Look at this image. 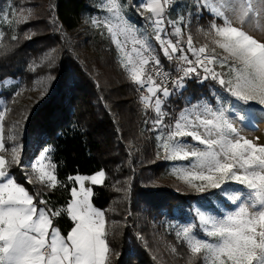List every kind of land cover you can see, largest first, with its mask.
<instances>
[{"label": "trees", "instance_id": "obj_1", "mask_svg": "<svg viewBox=\"0 0 264 264\" xmlns=\"http://www.w3.org/2000/svg\"><path fill=\"white\" fill-rule=\"evenodd\" d=\"M13 1L15 6L23 7L27 16L15 27L3 28L0 99L6 98L10 107L17 97V85L5 86L3 82L11 78L30 83L34 64L52 51H56L57 61H51L47 56L42 63L53 67L56 63L54 76L58 83L54 84L50 97L32 110L20 163L10 162L8 170L18 183L28 188L35 200H47L48 210L61 213L52 219L64 234L74 226V221L64 210L73 198L70 192L75 187L69 178L103 170L105 179L103 183L93 185L91 200L94 206L105 212L109 264H161L162 256L152 235L154 228L160 238L177 247L183 260H176L177 264H186L185 258L192 260L193 264H201L203 254L192 253L185 241L170 232L165 222L166 216L175 217L176 210L185 220L200 196L145 185V181L151 180L152 173L157 174L162 165L161 162H152L156 136L149 121L156 111L149 99L145 107L144 99L138 96L134 81L118 62V52L109 33L99 25L86 39L88 48L99 57L95 59L96 63L65 47L67 41L63 32L76 33V37L80 35V25L99 14L101 0H52L53 6L49 8L45 4L47 0ZM120 1L129 6L137 20L142 21L133 6L134 0ZM200 19L222 23V19L208 13ZM159 52L162 59L159 65L175 74L180 67L173 69L177 63L168 60L161 50ZM69 73L77 87L65 96L63 84ZM176 80L184 81L186 87L180 91L174 88L169 97L162 96V104L169 114L175 116L203 96L211 95L210 79L202 83L195 78L178 77ZM131 145L138 149L132 159L128 155ZM45 146L52 148L58 181L55 188L25 181V168ZM132 167L136 175L127 199L128 190L120 192L117 187L124 189L128 186Z\"/></svg>", "mask_w": 264, "mask_h": 264}, {"label": "snow or ice", "instance_id": "obj_2", "mask_svg": "<svg viewBox=\"0 0 264 264\" xmlns=\"http://www.w3.org/2000/svg\"><path fill=\"white\" fill-rule=\"evenodd\" d=\"M256 2L264 5V0H256ZM108 4V12L121 10L117 0H108ZM193 6L198 8L197 15L207 10L199 3V0H193ZM146 7L155 16H160L164 11L161 0H151ZM94 23L99 26L98 21ZM156 23L159 24L160 21ZM225 24L227 25V22ZM211 27L221 38L215 41L219 48L243 65L242 70H235L229 66L230 70L237 72L235 84L233 85L231 79H224V74L216 71L215 68L216 65L224 68L227 57L218 59L212 53L205 55L206 46L193 48L191 36L188 37L187 45L195 56V60H190L187 55H181L180 59L189 65L180 69L183 74L182 79L195 78L201 83L209 79L217 81L240 104L235 112L230 113L234 119H239L241 122H264V108L253 110L249 105V101L258 100L259 105L264 106V43L257 42L251 35L231 25L221 27L212 24ZM108 30L112 31L111 28ZM180 31V28L176 29L177 33ZM155 39L160 42L163 55L168 60H172L173 54L181 51L179 45L171 40L165 41L160 35H156ZM115 43L123 52L121 42L117 39ZM126 59L127 63L124 64L126 68L129 64L133 65L129 69L132 80L143 85L145 81L142 76L145 72L144 66L149 62L148 59H141L138 66L133 64L130 58L126 57ZM154 63L159 65V59L154 58ZM198 68L202 71H198ZM147 81L152 85L148 88V92L156 97L160 91V85L156 84L151 76L147 78ZM76 87V81L69 73L63 84L64 95L73 93ZM185 87L186 84L181 80L174 82V88L183 90ZM162 95L164 97L171 95L167 87L162 89ZM143 99L147 107L148 97L145 96ZM161 104V99L157 98L156 113L161 112ZM212 115L214 119L200 120L199 123L206 128L211 126L215 129L217 139H204L198 131H186L188 125H182L180 122L175 124V131L167 137L168 141H173L175 137H192L200 144L207 145V151L185 150L178 144L172 146L165 142L161 145L168 153L165 159L176 161L194 157L199 167L206 170L208 174H204L203 171L197 175L186 173L184 178L189 183L194 179L206 181V185H192L200 192L207 187L227 193L228 188L222 185H225L226 181H235L252 190L259 204L256 214L251 216L244 207H239L235 215H228L226 219L210 220L201 215L200 221L205 225L211 224V230H206V235L218 238L220 242L190 241L191 252L200 253L204 250L206 252L204 264H264V210H259L264 208V146H257L247 139L241 143L242 137L235 140L229 139L228 133H236L239 136L237 129L225 118L223 110L213 112ZM154 123L159 128L163 122L158 118ZM2 131L3 129L0 128V132ZM4 147L3 137L0 136V152L4 151ZM11 151V163L19 164L20 149L13 147ZM6 165L8 162L5 156L0 155V264H109L110 249L105 239V213L96 209L90 202L93 193L91 189L84 187V178H69L74 182L78 179L80 190L77 191L73 187L70 192L74 199L66 211L75 224L65 239L61 236L59 229L53 227V220L50 218L58 217L61 213L48 210L47 200L38 199L34 202L33 195H30L25 187L16 181L8 170L10 165L7 167ZM236 165L245 174H238L234 170ZM253 167L258 168L259 171H249ZM36 171L41 181L47 178L48 187H56V175L46 171L44 165H40ZM104 176L105 173L101 171L89 179L93 185H98L102 183ZM25 181L30 182L27 176ZM232 202H236L235 197L232 198ZM50 228L52 231L49 243ZM187 232L188 230L185 229V234Z\"/></svg>", "mask_w": 264, "mask_h": 264}, {"label": "rangeland", "instance_id": "obj_3", "mask_svg": "<svg viewBox=\"0 0 264 264\" xmlns=\"http://www.w3.org/2000/svg\"><path fill=\"white\" fill-rule=\"evenodd\" d=\"M117 3L121 5V10L119 12H116L115 10L108 12V0H101L99 3V14L94 15L80 25L79 32L81 36L78 35L76 37V33L64 32L62 36H64L67 41L65 47H67L68 51H73L75 55L82 58L86 57L87 60L93 59V61L90 62L96 63L95 59L98 60L99 57L96 52L91 51L88 48L86 39L88 38L90 31L97 26L94 22L98 21L99 25L105 27L107 33H109L118 52V62L126 69L130 78L131 73L129 69L133 65L129 64L127 68L124 66V64L127 63L126 57L130 58L133 61V64H136L137 66L143 58H147L148 61L151 59L154 60L155 58L162 62L159 52L160 50L162 51V46L160 42L155 39L156 35H160L165 41L171 40L173 43L179 45L181 51L173 54V59L170 60L177 63V66L173 69L189 66L180 59L181 55H187L190 60H195V56L188 49L187 41L189 36H191L193 48L198 49L199 47L206 46L205 55L212 53L216 55L218 59L227 57V64L224 68H221L219 65H216L215 68L216 71L224 74V79L233 80V85L235 84V77L237 74L235 70H242L243 65L232 58L229 53L219 48L215 41L221 38L216 35L215 29H213L211 25L216 24L221 27L231 25L237 27L246 34L251 35L257 40V42L264 43V5L258 4L256 0H199V3L207 8V10L203 11L201 15H197L198 8L193 6V0H161V6L164 11L160 16H155L148 11L146 6L151 3V0H134L133 6L141 16L142 21L136 19L127 4L122 3L120 0H117ZM45 4L46 7L49 8L50 6H53V1L47 0ZM137 5H139V7H137ZM204 13L212 14L216 18L222 19V23L215 20L208 22H206L207 20L201 21L200 17L204 15ZM26 16L27 13L23 10V7L15 6L13 0H0V42L4 35L3 28L5 26L15 27L19 22L23 21ZM156 21H160V23L158 24ZM225 22H227V25ZM109 28H111L112 31H109ZM177 28L181 29L179 33L176 32ZM117 39L121 42L123 52H121L116 46L115 40ZM213 50H215L214 53ZM54 52L55 53L52 51L47 55L48 57H51V61H55L54 59H56V51ZM47 56L43 58L46 59ZM43 60L38 62V64H34L32 68L33 72L30 76V83H20V81L11 78H8L3 82L5 86L17 85L15 92L17 97L10 107L6 98L0 99V117H2V120H0V128L3 129V131L0 132V136L3 137L5 145L4 151L0 152V155L5 156L8 165H10V162L12 161L11 150L13 147H18L20 149V161L24 150L27 124L32 110L38 108L50 97L56 86L54 84L58 83V79L54 76L56 72V63L54 67L51 64L44 66V63H42ZM229 66L235 70H230ZM144 68L145 72L142 79L147 81V78L149 77L147 64ZM198 71L202 70L198 68ZM210 81L212 82L210 85V96H203L200 100L192 105H188L175 116L169 114L162 104L161 112L156 113V115L149 121L151 130L154 131V135L156 136V149L152 162H161L162 165L157 174L152 173L151 180L147 179L145 181V185H151L156 189L171 188L176 191L191 192L200 196V199L192 204V209L186 214L185 220L179 216L180 212L178 210H176L175 217L168 215L165 219L167 228L171 230L170 232L175 233L179 239L185 241L190 250V241L194 242L200 240L201 242L207 243L220 242L218 238L208 237L206 235V230H211V224L205 225L200 221L199 217L201 215H204L210 220L226 219L228 215H235V213L239 211V207H244L251 216L256 214L259 204L258 198L255 197L252 190L247 189L244 185H239L238 182L235 181H226L225 185H222V187L228 188L227 193L207 187H205L203 192H200L192 185H206V181L194 179L189 183L188 180L184 178L186 173L197 175L203 171L204 174H208L206 170L199 167V164L194 157L190 156L186 160L176 161L165 159V156L168 155V153H166L161 146L165 142H168L172 146L178 144L185 150L207 151V145L200 144L192 137H175L173 141H168L167 137L171 132L175 131V124L180 122L182 125H188L185 129L186 131H198L204 139H217L218 136L216 135L215 129L211 126L206 128L199 122L200 120L214 119L212 113L220 110H223L225 118L233 124V127H235L239 133V136H237L236 133H228L229 139L235 140L242 137L243 139H241V143H243L244 139H247L251 140L257 146H264V122H241L239 119H234L230 113L235 112L236 109L240 107V104L235 98H232L217 81L211 79ZM181 82L186 84L184 81ZM249 105L253 110L264 108V106L259 105L258 100L249 101ZM209 109H211V111H209ZM238 115H242V113H238ZM158 118L163 122L159 128H157L154 123ZM193 125L195 127H193ZM137 151L138 149L135 145H131L128 148V155L131 159ZM8 165H6V167ZM40 165H44L46 171L52 172L56 175V167L52 160V148L50 146H45L41 149L38 156L32 161V163L27 165L25 168L26 171L24 172L30 182L41 183L47 186V178H45L44 181H41L39 179V173L36 171ZM234 170H236L238 174H245L242 169L238 168V165H236ZM253 170L259 171V169L255 167L249 169V171ZM131 171L132 175L128 186L124 189L117 187L120 192L126 191V189L128 190L127 199L130 197L132 182L136 175L135 168L132 167ZM99 172L91 175L77 174L73 178H84V187L92 190L93 184L89 178L93 175H97ZM103 172L105 173V171ZM105 176L102 178V183ZM71 182L75 185L77 191H79L80 185L78 179L75 182L72 179ZM57 183L58 181L56 180L55 184L57 185ZM22 186L25 187L24 185ZM25 189L30 195H32L27 187H25ZM233 197L236 198L235 203L232 202ZM91 198L92 196L90 197V202L92 203ZM73 199L74 198H72V200ZM35 201L34 198V202ZM71 201L68 206H70ZM92 205L94 206L93 203ZM68 206L64 209L66 213ZM94 207L104 212V210L96 206ZM259 210H264V208ZM50 218L52 219V217ZM152 226L154 225L152 224ZM53 227L59 229L61 236L65 239L71 231L70 230L67 234H64L60 227L54 224V222ZM185 229L188 230L187 234H185ZM154 230L155 228L152 233L153 239L162 256L159 260L160 263L163 264L166 262L177 264V261H183L177 253V247L160 238ZM51 231L52 229L50 228V235L48 237L49 243L51 240ZM200 253L203 254L201 264H204V256L206 255V252L202 250ZM185 263L193 264V261H189V258H185Z\"/></svg>", "mask_w": 264, "mask_h": 264}, {"label": "built area", "instance_id": "obj_4", "mask_svg": "<svg viewBox=\"0 0 264 264\" xmlns=\"http://www.w3.org/2000/svg\"><path fill=\"white\" fill-rule=\"evenodd\" d=\"M184 67H180L175 74L169 72L167 69L162 67L161 65H156L154 63V60H150L147 64V70L149 73V76L152 77V79L160 85V91L157 93L156 97H153L151 93L148 92V88L151 87V84H149L147 81L143 85H139L134 81V86L136 89V92L138 96L143 99L145 96L148 97L151 107L155 109V100L157 98H162V89L164 87H167L169 92L173 91L174 89V82L178 77H182V69Z\"/></svg>", "mask_w": 264, "mask_h": 264}]
</instances>
